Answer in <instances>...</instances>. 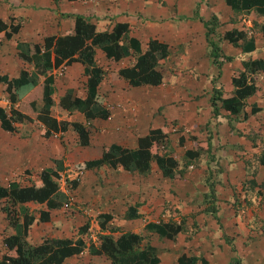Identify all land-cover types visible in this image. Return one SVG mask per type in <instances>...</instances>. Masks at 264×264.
Segmentation results:
<instances>
[{
	"label": "crops",
	"instance_id": "obj_1",
	"mask_svg": "<svg viewBox=\"0 0 264 264\" xmlns=\"http://www.w3.org/2000/svg\"><path fill=\"white\" fill-rule=\"evenodd\" d=\"M4 1L7 4V9H5V13L0 14V19H2L6 23L14 24L15 21L13 17L19 16L21 17V21L19 23L18 31L16 33H13L11 38L5 39L1 37L0 40V48L1 46L6 45L8 42L11 43L10 47L7 48L10 49V52L12 54V56H9V51H4L5 53L0 52V70L3 69L1 67L5 65V62L6 63L11 62L12 65L18 66L17 72L16 71L12 72L17 76L16 79H13L9 76L4 78L5 81L0 80V95L2 96L3 94L4 96H7L6 92H3L1 90L2 83L10 80L15 85L16 93H17V85L18 83H21V80H23V82L26 81V83H28L24 77H20L19 71L22 69L30 70L31 68L28 65L21 63L17 58L16 48H15L16 42L25 40L36 43V42H40L42 38L47 35H56V36L62 35L64 34V31L68 28L67 15H74V14L81 15L83 18L87 19L90 23L94 24L95 30L97 31H101L105 29L110 30L113 24L116 22H126L128 24V29L126 32L127 37L132 36L135 39H137L139 42V49L141 51L144 50L145 42L149 38H155L159 41L166 42L168 44L169 53L170 50L174 51V56L176 57L177 65L176 64L169 65L170 63L169 53L163 60L159 62V65L161 63H164L163 66L166 64V67H168V74H167L168 79L172 77L175 78V81L172 82V85L178 86L177 89L179 90V92L182 90L184 92L183 94L184 97L187 98L189 101L194 100L199 93L207 94L208 89L211 86V83H213L211 81L214 80V76L211 75V73H209L212 70V64L208 63L209 58H205V59L202 58L201 42H197L195 38L187 36L185 31L180 28L185 25H182L180 22L177 24L176 29L172 28L173 31L168 29V25L165 21L158 24L151 23L148 25L144 24L142 27L139 26L140 23L139 17L141 16L140 14H144L146 17H153L154 20H157V17L159 16L165 15V4H163V2L161 3V0H72V1L69 0L41 1L40 0V2L38 3H36L38 0H26V2L24 0H19L18 4L14 7H12V4L9 3L10 1L8 2L7 0ZM63 1L67 2L66 3V6H68L67 9L59 10L53 8V6L56 7L55 3H60ZM159 3H161V5H159ZM223 4L226 7V9L224 10L219 9L216 11L214 10V15L217 16L218 24L223 25L222 28L224 31L232 28L238 30L242 29L243 31L246 30V33L248 35L247 37H251V41L253 40V43L249 42L245 44L242 43L241 41H238L237 45L230 44L231 48H237V49L234 52L229 51L227 54H224L225 56H229L230 58L227 60L229 61L227 62V65L224 64L226 70L225 71L221 70V72L216 74L217 76L216 86L220 87L223 91H231L233 89V86L231 84L230 79L232 76L236 75L238 71L242 70L243 68L242 62L244 60L259 59L264 64V35L259 28L260 25L264 24V17L263 19L257 18V21H253V23L250 26L246 25V27L236 28V25L232 24L231 27H228L227 18L228 16H232L233 13L235 12H233L229 8V6L225 5L224 0H223ZM20 7H22L23 9L21 10ZM43 7H46L45 9L49 8L50 11L47 12L46 10L43 9ZM167 7L168 5L166 6V8ZM16 8L20 9L21 11L17 10ZM70 9H73V11H71ZM176 9L177 7L169 6L168 7L169 14L174 15ZM143 10H150L151 12H143ZM179 10H181V7L179 8ZM155 11L156 13L153 14V12ZM218 11H221L220 14L217 13ZM173 15H169V16H173ZM108 18H112L111 24L109 26L102 28L101 25L103 24V21L108 20ZM23 19L27 20V22H30L31 25L29 26L28 29H25V26L23 27L24 25ZM38 23H40V26L35 27L38 25ZM31 26L34 28L45 29L46 32L45 34L42 32L43 34L42 33L40 34L41 35L40 38H38L40 36L39 35L33 40H29V35L31 31L33 32L34 29L32 28L31 30ZM144 28L147 30L146 31L147 34L145 32L141 33L144 31ZM97 50L99 49H95L94 56H95V61L97 63L98 61L100 62L98 63V65L102 64L106 66V64H108V66H110V68H107L106 72L104 71V75L98 83L97 92L100 95H102L100 93V90L102 89V91L105 90L104 93L108 95L125 96L126 94L129 93L127 89L129 88L131 89V86H129L127 82L123 79H110L108 72L110 70L116 72L119 68L132 65L134 59L138 54H130L115 62L110 59H106L103 56V53L101 52L97 53ZM51 56L49 57V59H51ZM74 64L80 65L77 62L71 63L70 65L61 63L58 67L52 68L51 70L55 71L59 67L70 68ZM195 67L198 70L199 68H201L200 71L198 72L197 70H194ZM230 69H232V71ZM1 74L4 73L0 72V75ZM66 78L68 79L65 81V84H63L64 79L61 78L58 79L53 78L51 80V86L53 89L51 97L53 100L57 101L58 98L63 95L66 89L68 88L73 89L70 77H66ZM42 79H43L42 76H38V81H41ZM162 80L161 83L156 87L162 85L163 83ZM251 80L253 81L254 85L259 88L260 95L252 94L243 98L241 100L240 106L238 107V112L235 114L227 115L225 110L221 106V102L217 101L216 102L217 113L213 115V113L211 112V106H209V102L207 100L208 97L205 96L206 118L204 120H201L199 118L197 122L195 121V124H197L196 133H195L197 138L195 137V142L206 139L209 143V148L207 150H200L199 152L198 157L201 160V163L199 164L198 171L202 173L213 171L212 176L220 177V178L225 176L228 180H232L233 184H237L238 180H244V179H245L244 181L248 180L249 183L255 184L253 187H250L251 185L247 182L244 184L243 188H240L239 186L237 198L232 197L233 200H235V202L238 201L240 202V203L238 202V206H236L234 211H236V209L237 211H239L238 209H240V206L242 207L241 208L242 218L240 219H238L237 217L234 218V222L236 225L235 234L238 235L241 234L244 236L243 242L245 243L247 250L253 254V255L252 254L249 255L248 262L245 260L240 264H264V189H260L258 186H256L258 183L264 182V71L259 70L258 72L251 75ZM169 84L170 83H168V85ZM142 86H148V85H142ZM29 88H30V84L28 83V87L26 91H28ZM167 93H169V91ZM53 94L55 95V97L52 96ZM74 94L76 96H79L75 92ZM82 94L83 95L79 97L82 98L85 94V91H83ZM7 101L9 102L8 97H7ZM5 104L6 101H4L3 105L0 104V107L4 109ZM10 105L11 106H9V108L10 107L13 108L16 106V104H10ZM104 109L107 112L109 111V109L105 107V105H104ZM194 109L197 111L196 108ZM4 111L6 110L4 109ZM56 112L61 114V119H57V120H66L70 122V119L68 120L67 118L71 117L72 115L76 116L78 114H81L82 118L84 119L82 113L80 112H76L74 114H68L65 111H56ZM113 113H114L113 115L114 122L116 121V123L114 124L115 131L113 132L112 136L107 138V135L105 134V131H107L105 125L96 122V126L98 125L100 128H102L104 132L101 138L107 139L106 141H103L101 147L109 145L111 143H115L127 148H133L136 145L137 138L139 136L144 135L146 132L140 135L133 133L134 127L126 123H119L120 121H122L119 112H117V110H113ZM108 117L109 115L107 116L106 119L92 118L86 121L90 122L93 121L94 119L107 121ZM80 120L82 121V119H79V122H81ZM23 121H25V119L21 120L20 122H11L10 126L14 129L11 132L3 130L0 127V129L5 132V133H0L1 159L3 160L4 158L7 160H12V159H16L17 157L20 158L26 157L28 159L30 158L34 159V157L37 158L39 155H41L42 157L44 156V154H46V156L50 158V164H46V166H43L42 168L51 166L53 159H61L62 169L64 170L65 163L61 158V156L64 155L63 145L60 144L62 147L59 146L60 148H57V150L56 147H53L54 151L50 150L48 151V153H43L41 148L40 149L36 148V145L33 147H29V146L26 147V140L24 138H19L18 136L19 135L18 130L20 129V125ZM73 121H77V120H73ZM81 123L84 125V122ZM200 128L202 129L206 128V129L200 130ZM208 131H211L212 134H208L207 133ZM57 133H63V132H57ZM38 136L44 139L39 134V130H38ZM76 138L78 143L77 135ZM51 140H52V136L48 142L45 139L44 142L45 144L48 145L51 143ZM88 140H89L88 142L89 145L91 143L89 139V134H88ZM77 146H78V151L75 152L74 158L80 159L81 162L83 163L85 161L84 157L80 155V148L83 146H80L79 143L77 144ZM66 149L68 150V148ZM202 160H204L203 163ZM215 167L216 170H214ZM107 168L116 172L114 191L112 193H108L110 195L113 194L115 196V202L109 203L108 205L113 207L114 209L116 208L119 212L122 211V213H124L126 200H129L132 193L137 191L136 172L123 170L119 166L116 168H111L108 166ZM86 170H90V169H86ZM60 172L58 174H60ZM163 179H165V185H170L169 180H175L166 177L165 178L163 177ZM54 180L56 181L57 179L54 178ZM211 181L212 179L210 178L207 180L206 183ZM187 183L188 184L184 185L182 189L179 191H171V190L165 191V206L162 200L159 202H154L152 199H150L149 201H147V204L145 202V205L148 204L150 205L149 209L151 210L153 209V213L149 212L148 215H141V213H139V215H137L134 218H125L124 215L123 217L121 216L120 217L121 219L118 220V224L121 228L124 229V231L119 233L118 235L129 231L140 234L142 235L143 238L145 233L143 232L139 233V231H146L148 233H153L157 237H159L157 233L145 230L144 225L152 221L155 223L161 221V220H154L153 216L155 215L153 214H160L159 217L161 216L163 217L162 211L164 210L165 207V219H163L162 221L180 223V219H181L183 225L181 226L180 231L174 235V238L175 240L177 239V241L173 243V246L165 244V240L168 241L170 240L169 238L166 237H161L163 246L156 248L152 244H149L154 248V253H155L154 257L157 259V262L155 264H176V259L181 254H184L186 257H192L193 264H229L227 262V255H225L224 253L222 255H218L216 259H212L211 257L212 254L210 253V249H211L210 245L211 243H213L214 239L217 238L216 237L217 231L206 229L208 224L207 220L208 219L210 220V217L209 216L204 217L200 215L199 211L202 206L201 205L202 203L199 205L197 204L199 200H202L203 202L204 198H208L207 195L209 194V192L207 187L204 185L205 184L204 180L199 178L197 184H194L193 182L190 181H187ZM29 184H25V185H29ZM18 186H24V185H18ZM228 188L230 190L228 193L230 198L228 200H230L232 195V189L230 187H227L226 189ZM58 190H59V186H58ZM186 192H190V193L187 194ZM161 195L163 196L164 193H161ZM212 202H213V206H215V204H219V206L222 207L224 206V204L222 205L221 201L219 200L217 201L213 200ZM37 204L40 205L43 204L44 206V207H40L38 211L40 209H45L44 203H37L34 201H27L23 203L16 202L15 206L17 205V208L18 207L26 208L28 206L36 207ZM168 208H171L172 210L176 208L179 210V212L169 214ZM38 211L31 213V215L34 217V221L28 227H30L35 222H40L37 221ZM51 211L52 209L49 210V218L51 215ZM102 212H107L111 215L109 211H102ZM175 214H179L182 217L179 216L177 217V215ZM137 220H139L141 223L140 228L137 229L132 228L134 222ZM128 221H130V223H127ZM40 223H44V222H40ZM238 227L242 229L239 230ZM223 235L225 236L223 232L218 234V236H223ZM25 239L27 240L28 243H30L28 241L27 234ZM40 241L30 244L35 245L40 243ZM142 241L143 239H141L140 242ZM140 244L139 247L143 248L144 245L140 246ZM219 247L222 249L224 247H227V245L225 246L224 244H222L221 246L219 245ZM165 251H168V253L166 254ZM74 256L66 258L65 262L72 264L70 262V259L74 258ZM104 258L106 257L104 256ZM109 264H111L110 261Z\"/></svg>",
	"mask_w": 264,
	"mask_h": 264
},
{
	"label": "rangeland",
	"instance_id": "obj_2",
	"mask_svg": "<svg viewBox=\"0 0 264 264\" xmlns=\"http://www.w3.org/2000/svg\"><path fill=\"white\" fill-rule=\"evenodd\" d=\"M8 1L12 4V7L16 6L19 2V0H7V2ZM24 1L26 2V0ZM38 2H40V0L36 3ZM162 2L165 4V15L159 16L157 17V20H154L153 17H146L144 14H140L142 17H139V26L142 27L144 24L148 25L151 23L158 24L165 21L168 25V29L173 31L172 28L176 29L178 23L181 22L182 25H185L178 27L184 30L187 36L195 38L197 42H201L202 58H209L208 63L212 64V70L209 73L214 76V80L211 81L213 83H211L208 93H199L194 100L189 101L184 97V92L182 90L179 92L177 89L178 86L172 85L175 78L172 77L168 79V67H166V64L163 66L164 63H161L159 68L162 73L163 83L159 87H131V89H127L129 93L125 96L108 95L104 93L105 90H100V93L104 97V105L109 109V117L107 121L94 119L93 121L88 122L82 118L81 114L76 116L72 115L67 119H70V121H79V119H82V121H80L84 122L88 131L91 143L80 148V155L84 157V160L97 158V156L101 153V144L103 141L107 140L106 138H101L104 132L102 128L98 125L96 126V122L105 125L107 129V131H105L107 138L113 135V132L115 131L114 124L116 123V121L114 122L113 110H117V112H119L123 121H120L119 123H126L133 126V133L138 135L144 134L149 128L164 124L167 126L169 133L166 140L158 144L159 153L168 154L177 160L178 166L183 168L184 171L182 179L169 180L170 185H165V179L161 176L160 169L154 162H151L148 172H136L137 191L132 193L129 200H126L124 207L125 211L122 213V211L119 212L116 208L114 209L108 205L109 203L115 202V196L108 193H112L114 191L116 172L107 168L108 166L106 165L86 170L83 167L81 160L74 158L75 152L78 151V143L76 134L73 130L68 128L66 132L52 134L51 143L48 145L45 144L44 139L38 136V130L41 125L36 120L23 121L20 125V129L18 130L19 138H24L26 140V147H33L36 145V148H41L43 153H48L50 150L54 151L53 147H56L57 150V148H60L62 147L61 145H63L64 155H62L61 158L65 163V168L60 172L59 178L56 180L59 186V191L62 194V205L60 208L51 211L50 218L47 222H35L31 225L32 227H28L27 235L30 243H36L45 238H67L70 240H74L78 237L82 238L85 241L86 248L81 254H78L77 256H74V258L70 259L72 264H109L108 259L104 258V256H98L89 251V249L93 250L97 247L98 236L100 234H110L112 237H116L119 233L124 231V229L118 224V220L121 219V216L123 217L124 215L125 218H129L133 214L137 216L139 213H141V215H148L149 212L153 213V209H149L150 205H145V202L147 204V201L150 199L154 202L162 200L165 206V191H179L184 185L188 184L187 181L197 184L199 178L204 180V185L207 187L209 192L207 195L208 198H204L203 202L202 200L197 202L198 205L202 203L199 211L200 215L210 217V220H207L208 224L206 229L217 231V238H215L213 243L210 245L212 259H216L218 255H222L224 253L227 255V262L229 264H240L245 260L248 262L249 255L252 254L247 250V247L243 242L244 236L241 234H235L236 225L234 218H242V207L240 206V209H238L239 211H237V209L234 211L236 206H238L239 201L235 202L233 198H237L239 186L240 188L243 187L241 183L245 179L238 180L237 184H233L232 180H228L225 176L222 178L212 176L213 171L202 173L198 171L199 164L201 163L199 157L187 161L183 156L185 148L192 147V139L195 137L197 138L195 134L197 124H195V121L197 122L199 118L201 120L206 118L205 96L208 97L207 100L209 102V98L215 94L216 89L223 91L220 87L216 86V74L221 72V70L225 71L226 67L224 64L227 65V62H229L227 59L223 58V55L227 54L229 51L234 52L237 49L231 48L230 44H227L220 38V33L224 31L222 28L223 25L218 24L217 16L214 15V10H224L226 7L223 4V0H161V3ZM66 3V1L55 3L56 7L53 6V8L59 10L67 9L68 6H66ZM161 3H159V5H161ZM167 5L168 7H177L174 15L169 14L168 7L166 8ZM180 7L181 10H179ZM20 8L21 10L23 9L22 7ZM45 8L46 7H43V9L47 12L50 11L49 8ZM5 9H7L6 2L4 0H0V14L5 13ZM16 9L20 10L18 8ZM70 10L73 11V9ZM143 12L151 11L143 10ZM220 12L221 11H218L217 13L220 14ZM155 13L156 11L153 12V14ZM212 15L215 16V20H212ZM257 18L263 19V17H258V15H256L253 11L247 13H233L232 16H228L227 25L228 27H231L232 24H235L236 28L246 27V25L250 26L253 21H257ZM23 20V27L25 26V29H28L31 25L30 22H27L25 19ZM111 20L112 18H108V20L103 21L101 27L104 28L109 26L111 24ZM39 26L40 23H38L35 27ZM32 28L34 27L31 26V30ZM209 29H211V31ZM146 31L147 30L144 28V31L141 33L145 32L147 34ZM206 31H210L208 37H206ZM42 32L45 34V29L34 28L33 32L31 31L29 35V40H33L38 37ZM40 37L41 35L38 38ZM10 45L11 43L8 42L6 45L1 46L0 52L9 51V56H12L10 49L7 48L10 47ZM100 52V50H97V53ZM211 53L215 58L211 56ZM169 59V65L176 64V57L174 56L173 50H170ZM98 63L100 62L98 61ZM1 68L3 69H1L0 72L4 73L0 75L1 79L9 76L16 79L17 76L12 72H17V65H12L11 62H5V65ZM101 68L106 72L107 68H110V66H108V64H106V66L101 64ZM200 69L201 68H199V70L196 67L194 68V70H197L198 72ZM230 70L232 71V69ZM48 74L51 79H64L63 84H65V81L68 79L66 77H70L74 92L79 96L83 95L82 93L85 89V74L82 66L74 64L70 68L59 67L55 71H49ZM168 83L170 84L168 85ZM27 87L28 83H26V81L18 83L17 95L20 97L27 90ZM168 91L169 93H167ZM52 96L55 97L54 94ZM4 101H6L4 109L8 112L9 106L11 105L7 101V96H4V94L3 96L0 95V104L3 105ZM209 106H211L210 102ZM194 108H196L197 111ZM51 115L56 119H61V114L56 112L53 107L51 108ZM203 129L205 130L206 128ZM203 129L200 128V130ZM0 133L5 132L0 129ZM207 133L212 134L211 131H208ZM178 137H181L179 141ZM66 148H68L69 151ZM66 150L69 153H67ZM203 161L204 160H202V163ZM46 164H50V158H48L46 154L42 157L41 155L37 158L34 157V159L17 157L12 160L4 158L2 160L0 157V185L7 187L12 184H29L31 181L38 178L40 169L43 166H46ZM214 170H216V167ZM210 178L212 181L206 183ZM71 179H75L77 181L76 187L70 186L69 181ZM227 187L232 189L230 200H228L230 198L228 195L230 190L229 188L226 189ZM161 193H164V195L162 196ZM186 193L189 194L190 192ZM213 200L221 201L224 206H219V204H215V206H213ZM207 202L212 203L210 204ZM8 204L9 203L4 198L0 199V255L4 251V245L2 243L3 237L19 231L18 225L11 227L8 224L5 212L2 210V206ZM40 207H44L43 204H37L36 207L28 206L26 208H17V205H14L13 209L21 215L23 211L30 214L32 212H36ZM168 210L169 214L179 212L176 208L174 210L168 208ZM102 211H109L112 215V220L106 223V228L104 229H100L98 227L95 218L96 214ZM162 214L163 217H159L160 214H153L155 215L153 216L154 220L162 221L165 219V207ZM175 215H177V217H182L179 214ZM84 223H88L87 230H85L84 233H79L78 228ZM127 223H130V221ZM152 223L155 222L152 221ZM180 223L182 226L183 222L181 219ZM140 226L141 223L137 220L134 222L132 228L137 229L140 228ZM238 229L241 230L242 228L238 227ZM142 232L145 233V235L142 238L143 241L140 242V246H145L146 244H152L156 248L163 246L161 237H157L155 234L148 233L146 231H139V233ZM221 232H223L225 236H218ZM176 241L177 239L175 240V238L172 237L169 241L165 240V244L173 246V243ZM222 244L225 246L227 245V247L221 249L219 245L221 246ZM165 253L167 254L168 251H165Z\"/></svg>",
	"mask_w": 264,
	"mask_h": 264
},
{
	"label": "trees",
	"instance_id": "obj_3",
	"mask_svg": "<svg viewBox=\"0 0 264 264\" xmlns=\"http://www.w3.org/2000/svg\"><path fill=\"white\" fill-rule=\"evenodd\" d=\"M55 1V0H54ZM72 1V0H69ZM225 5L235 12H255L264 17V0H224ZM15 23H6L0 19V40L11 38L19 28L21 17H13ZM68 28L62 35H47L40 42L17 41L16 56L19 61L28 65L30 70H20V77H24L30 84V88L22 96H18L15 85L10 81L1 84V90L6 92L9 103L16 104L10 107L8 113L0 107V127L6 131H13L11 122L21 120H37L41 127L39 134L48 142L52 134L64 132L70 127L78 137L80 146L88 145V131L79 121L57 120L51 115V107L56 111H65L68 114L82 113L85 120L92 118L106 119L108 112L104 109V98L97 92V86L104 75L101 65L95 61V49H99L106 59L118 61L130 54H138L130 66L119 68L116 72H108L110 79H123L131 87L142 85L157 86L161 83L162 74L159 70V62L169 53L168 44L155 38H149L145 42L143 51L139 49V42L134 37H127L128 24L116 22L110 30H95L81 15H67ZM212 20L215 16L212 15ZM257 25V23H256ZM259 27V26H258ZM211 28V27H210ZM264 35V24L260 25ZM258 28V29H259ZM211 31V29H209ZM210 31H206V37ZM246 30L229 29L220 33L221 40L231 45H237L238 41L249 43L251 37H247ZM52 55V56H51ZM51 56V59L49 57ZM211 56L214 55L211 53ZM215 58V57H214ZM229 59V56L223 55ZM79 63L85 74V94L81 98L74 94L73 89H66L57 101L51 97V77L48 72L58 67L61 63L70 65ZM243 68L230 81L233 86L231 91H219L209 98L211 112L217 113L216 102L220 101L227 115L238 112L241 100L249 95H260L259 88L251 80V75L259 70L264 71V64L259 59H247L242 62ZM38 76L43 79L38 81ZM5 81V79H0ZM23 82V80H21ZM15 82V81H14ZM39 103V104H38ZM39 105V106H38ZM169 130L164 124L149 128L146 133L139 136L133 148H127L115 143L101 147L99 157L85 160L83 167L92 169L103 164L111 168L121 167L123 170L146 173L150 169V163L154 162L160 169L162 177L181 179L183 168L178 166L177 160L168 155L160 154L158 144L165 141ZM181 137H178V141ZM193 140V146L184 150L183 156L187 161L198 157L200 150L209 148L208 141ZM61 159H53L52 165L42 168L38 178L29 185L18 186L0 185V198H5L9 203L2 206L5 217L11 227L19 226V231L3 237L4 251L0 255V264H69L66 258L78 255L86 248L85 241L78 237L74 240L67 238H45L40 243L31 245L25 239L28 226L34 221V217L26 211L19 215L14 209L16 202L23 203L34 201L44 203L45 209L38 211L37 221L49 220V210L58 209L62 205V194L58 190L55 179L59 178L62 171ZM247 181H242L244 186ZM249 183V182H248ZM70 186L76 187L77 181L71 179ZM253 187L255 184L249 183ZM260 189H264V182L258 183ZM243 188V187H242ZM136 217L134 214L129 218ZM100 229L106 228V223L112 219L107 212H99L95 216ZM88 223L82 224L78 231L84 233ZM145 230L158 234L159 237L171 239L181 229V223L158 221L148 222ZM142 235L133 232H124L116 237L110 234L98 236L97 247L89 251L95 255H104L111 264H155L154 248L150 245L139 247ZM176 264H193L192 257L181 254L176 259Z\"/></svg>",
	"mask_w": 264,
	"mask_h": 264
},
{
	"label": "built area",
	"instance_id": "obj_4",
	"mask_svg": "<svg viewBox=\"0 0 264 264\" xmlns=\"http://www.w3.org/2000/svg\"><path fill=\"white\" fill-rule=\"evenodd\" d=\"M61 69V68H60ZM59 74H60V72H59Z\"/></svg>",
	"mask_w": 264,
	"mask_h": 264
}]
</instances>
